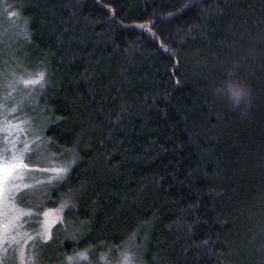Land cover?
<instances>
[{
	"label": "trees",
	"instance_id": "obj_1",
	"mask_svg": "<svg viewBox=\"0 0 264 264\" xmlns=\"http://www.w3.org/2000/svg\"><path fill=\"white\" fill-rule=\"evenodd\" d=\"M0 69L45 73L50 264H264V0H0Z\"/></svg>",
	"mask_w": 264,
	"mask_h": 264
},
{
	"label": "rangeland",
	"instance_id": "obj_2",
	"mask_svg": "<svg viewBox=\"0 0 264 264\" xmlns=\"http://www.w3.org/2000/svg\"><path fill=\"white\" fill-rule=\"evenodd\" d=\"M5 77L6 71L0 69V85L5 82ZM17 78L14 77L13 82ZM21 78L29 79L31 77L22 76L17 79L18 84L14 83V92L19 99L18 101L23 106L29 107L28 103L32 100L37 103L40 87L37 88V84L25 85ZM18 101L14 104H0V157L11 161L13 144L17 150V155H19L20 150L24 149L25 144L29 146V150L23 153V162L28 167L22 168L16 173L17 178L10 185V187L12 185L14 187L7 194L8 207L4 211L10 223V228L7 238L0 241V264H50L47 259L48 252L45 248L48 239H44V235L51 236L53 227L62 219V209H44L42 216L40 215L37 218L39 220L36 219V222H38L36 227L31 228L30 220L32 219V209L34 207H29L30 205L27 204L45 203L49 198L45 196L46 191L53 181L51 177L62 176L65 173L57 175L51 170L56 168L67 169L68 166L52 165V155L45 142L40 139L42 132L39 126L41 127L40 122L42 120L40 118L39 120L34 119L30 116L31 114L28 116L21 113L19 110L20 102ZM5 149H8V151H5ZM52 167L54 168L52 169ZM42 169H48L49 171H41ZM44 213H48V215L45 216ZM2 219L0 218V221ZM130 253L131 251H129ZM73 264L87 263L74 260ZM113 264H135V261L131 257H127V260L126 257H123L119 262Z\"/></svg>",
	"mask_w": 264,
	"mask_h": 264
},
{
	"label": "snow or ice",
	"instance_id": "obj_3",
	"mask_svg": "<svg viewBox=\"0 0 264 264\" xmlns=\"http://www.w3.org/2000/svg\"><path fill=\"white\" fill-rule=\"evenodd\" d=\"M44 77L45 73L41 71L38 72L34 78H21V80L25 85H36L41 84L44 80ZM231 91L232 96L236 99H239L244 94V90L240 87H233ZM28 150L29 146L25 144L24 149L20 150L19 155H17V150L15 148V145L13 144L11 148V151L13 152L12 160L9 161L6 158L0 157V218H3L2 221H0V241L5 240L7 238V233L10 228V223L8 222L7 215L4 211V209L8 207L7 194L12 190V187H14V185H12L11 187L10 185L11 182L17 178L16 173L20 169L28 167L23 162V153ZM5 151H8V149H5ZM41 171L47 172L49 170L42 169ZM51 171H54L57 175H60L66 172L67 169L56 168ZM44 215L47 216L48 213H44ZM44 239H50V235H44ZM78 256L80 258H86V254L84 252L79 253ZM68 259L71 260L72 257H68Z\"/></svg>",
	"mask_w": 264,
	"mask_h": 264
},
{
	"label": "clouds",
	"instance_id": "obj_4",
	"mask_svg": "<svg viewBox=\"0 0 264 264\" xmlns=\"http://www.w3.org/2000/svg\"><path fill=\"white\" fill-rule=\"evenodd\" d=\"M242 97V96H241ZM236 102L239 103V99H236Z\"/></svg>",
	"mask_w": 264,
	"mask_h": 264
}]
</instances>
